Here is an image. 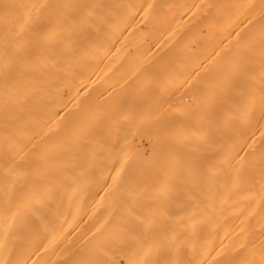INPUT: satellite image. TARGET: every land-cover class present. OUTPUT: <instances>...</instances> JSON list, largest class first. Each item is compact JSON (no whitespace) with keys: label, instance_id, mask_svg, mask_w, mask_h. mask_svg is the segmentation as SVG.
Here are the masks:
<instances>
[{"label":"bare ground","instance_id":"bare-ground-1","mask_svg":"<svg viewBox=\"0 0 264 264\" xmlns=\"http://www.w3.org/2000/svg\"><path fill=\"white\" fill-rule=\"evenodd\" d=\"M31 1L0 0V264H264V211H262L264 209V0H37V2L35 0V3L34 0ZM20 2L24 6H20ZM16 3H20L17 5L22 8L15 6L17 10H14L13 7ZM155 7L158 8L156 10H161L163 14L169 16L168 20L163 18L164 15L160 16L162 20L155 19L157 21H153L152 17L150 18L151 14L147 15V10H144L145 8L156 12ZM104 8L106 12L111 10L113 13H120V18L123 20V13L134 14V10L141 8L139 10L140 18L144 20L147 16L151 21L147 18L144 22L141 20L142 24H145V28H140L131 19L134 14L131 18L127 17L128 21L131 19L130 22L124 20L122 23L119 18L120 20L115 22V25L114 21L111 23L102 15ZM127 8H130V11L126 13ZM101 11L103 12L101 13ZM187 11L188 14L191 13L190 18L186 14ZM159 12L155 13L157 17L162 14ZM237 12L239 14L243 12V18L239 15L234 17V13ZM247 13L252 15L251 18L250 14L247 17ZM33 14L34 16H32ZM155 14L153 15L155 16ZM181 14L188 17L186 20H190L189 24L188 21H184L185 18ZM192 14L197 17L194 18ZM115 15L117 16L116 13ZM180 15L184 19H180L178 17ZM200 15L207 19L199 20ZM9 18L13 20L10 22ZM140 18H138L139 21ZM235 18L240 21L244 18L248 19H245L247 22L238 24ZM195 19H198L199 22H195ZM250 19H252L251 22H248ZM192 21L195 23L193 24ZM17 22L18 24H16ZM183 23H185L184 27L181 25ZM248 24H252L253 31L249 33L248 37L246 36L247 40L241 33L247 27L248 31H251ZM22 25L24 28H21ZM178 26V31L182 27L183 30L185 28L189 32L191 29V33H196L198 30L200 35L196 33L199 35L196 37L193 35L194 33H189V35L185 31L183 34L181 33L183 30L178 32ZM1 28L4 31L1 32ZM97 30L100 31V39H97L99 38ZM116 30L120 32L117 33ZM201 30L205 32V36L200 33ZM108 31H116L117 35L110 39L111 34L115 35V33L108 34ZM176 31L177 34H175ZM125 32L132 36V32L144 36L143 39H140L142 36L138 37L135 34L137 36L132 37L128 33L124 34ZM162 33H168L169 38L163 36ZM180 33L189 36V40L193 36L196 39L199 37L198 45L194 40V48L197 50L193 48L192 52H196H191L192 54L189 53V47L186 49L188 42L191 43L192 40L189 41L183 35L181 39L188 40L187 44L186 40L184 41L186 51L188 50L190 55L197 56L199 59L203 58L200 61H203L202 64H207L205 66L207 70L198 68V66H204L197 57L192 56L194 60L198 59V61L193 62L192 59L189 61V55H186L189 57L186 59L183 54L185 49L181 48L183 53L177 49L178 46L181 47V43L177 40V36H181ZM173 35L174 37H172ZM201 35L202 37H200ZM190 36L192 37L190 38ZM163 37L167 38V41ZM175 37L176 43H179L176 44L177 47L174 43ZM181 39L179 38L180 42ZM200 39L203 40L200 41ZM242 39L247 41L244 42ZM94 40L100 42V48L96 46L97 43ZM194 41L192 42L194 43ZM168 42H171L169 46H167ZM149 43L165 50L161 52L162 50L159 49L155 52V47V49L152 48L154 51L151 49L147 51ZM110 44L113 47L112 50H109L110 46H107ZM97 47L100 50L97 56L100 55L98 56L100 58H96L100 61L96 59V67L99 63L100 67L94 69V55ZM108 51L113 53L109 54ZM150 51H153L154 54L162 53L161 55L158 53L159 59H161L160 64L152 63L155 62L151 60L154 54H151ZM175 52H177V57H174V60ZM247 52L249 55L253 53L252 56L250 55L252 58L250 56L248 58ZM111 54L116 56L113 62L115 65L117 63L121 68L126 66L128 70L130 67L131 71L119 68L123 72L126 70L127 73L122 77L121 73L117 74L119 72L118 67L116 69L117 65L110 64L113 61V59L109 60L110 57L113 58ZM178 56L181 58L177 59ZM145 57V60L149 57L151 59L149 58L150 60L148 59L146 62ZM171 60L176 64H179L177 61L181 60L180 64L182 62L183 64L173 65ZM157 62L159 63V61ZM187 62L193 63L195 70L192 64L189 66ZM106 64L114 65L111 71H109L111 68ZM187 65L190 67V71L193 70L194 76H190V83L181 80L186 86L189 85L184 89L185 85L178 80L182 77H175L177 80H174L172 70L174 67L183 73L185 68L186 71H189ZM139 67L143 71L141 70L137 74L142 75L141 72H144L142 76L146 75L144 77L147 80L139 76V82L138 75H135V72L141 69ZM104 68L107 73L108 71L109 74L111 73V76L107 74L105 78V75H102L106 73ZM114 68L118 72L113 77ZM94 70L102 75L103 78L100 76L102 82H100L103 84L104 78L109 84L112 81H115L113 84H116L118 79L120 83L125 82V79L129 77L127 76L128 72L131 73L127 78V81L130 79L129 86L126 85L127 81L123 83L127 88L130 87L129 90L126 87L124 90V85L119 86L121 84L118 82L119 85H115L117 88L110 86L113 84H108V88L105 81L104 85L108 89L103 92L101 88L104 87H101L102 92L98 90L100 94L98 91L94 92L93 83L97 81H93V78L96 79V75L99 77L97 72V74L94 73ZM200 70L202 72L205 70L204 75H196V71L200 72ZM132 74L134 75L132 76ZM160 74L162 75L160 80L164 77L165 81L171 78L173 82H181L179 85H184V90L180 86H178L180 89L174 88L173 90L172 86V88L170 87L171 92H169L168 85V90L167 87L164 86L165 89L162 86L163 93L160 92L161 90L155 91L156 87L154 88V86L157 85L155 81ZM124 76H126L125 79ZM176 76L179 75L176 74ZM108 77H112V79H108ZM141 79L145 81L146 87L142 86ZM109 80L112 81L109 82ZM136 82L140 83L141 88H144H142L143 91L139 90L140 92H150L154 88L151 91H155V94L162 93L163 99L167 90L166 98L169 96L173 98H171L172 100L170 97L167 99L168 104L165 101L166 98L164 99L167 106L171 104H169V100L172 101V104L174 100L179 101L182 97L184 100L185 95L187 98V95L190 96L189 93L195 90L196 93L191 95L192 98L190 96V99L195 101L194 103L190 100L192 103H188L187 108V104L185 105V102L181 101L182 103L179 102V105L182 104V106H176L179 111L182 108L181 112L183 110L185 112L187 108L185 114L177 110L175 116L178 114L180 116L175 119L176 117L171 118L173 114L169 113L170 119L163 120V125L176 124V134L180 133L182 129H188L189 132H193L195 129L196 133L199 126L202 131L206 126L207 129L203 133L212 141V145L205 157L200 160L198 158L189 160L195 149V142L192 143L194 145L184 143L185 145L181 146V144L175 143L169 144L167 147L166 143L172 136H167L168 133L165 132L167 140L163 138L164 133L161 134L163 141H159L160 139L158 141L148 140L149 147L152 146V149L149 148V150L152 152L149 153L151 158L148 159V162L146 161L147 163L145 162L146 164L142 162L145 161L142 159L147 160L144 157V152L141 151L142 146L138 148L137 145L132 149L141 152V155L138 152L139 157L142 156L141 159L137 155L136 160L131 159L129 163L122 162L123 157L121 156L124 155L122 152L129 148L132 141L131 138H129L130 143L127 142L129 139L125 141L124 139L127 137L122 139L121 134L125 130L126 133L131 126L134 128L136 123L133 120L139 119L136 112L140 111V107L143 106L141 112L144 109L148 110V107L141 103V99L145 101L144 95H148L149 108L154 107L151 104H154L155 101L162 102L163 100L158 97V94L157 98L160 100L155 97L156 100L154 98L153 103L150 97L153 98L154 94L150 92V96L146 92L143 95L141 93L142 97L137 99L140 101L135 99L133 102L134 98L130 99L132 94L130 93V95L128 92L131 88L133 91L136 88L135 85L137 91L141 89ZM166 83L165 85H167ZM97 86L102 85L98 84ZM191 86L193 88L189 92ZM174 87H177L176 84ZM111 88V92L114 93H111L112 97L109 96ZM116 91L119 94L126 92L123 95L120 94L124 102H120L122 99L119 100L122 97H119V102H116L117 97L114 96H120ZM95 93L97 94L95 96L100 97L97 98V102H95ZM102 94L107 99L111 97V100L114 99L113 102L119 105L120 111L117 110V106H114L115 103L111 110L109 104L112 103L108 100L109 108L106 110L114 111L116 109L115 112L118 114L113 112L110 114L109 111L110 115L105 113L110 117L114 116L112 119L115 120H112L111 126L117 124L119 117V125L123 124L125 120L130 121L129 124L135 123L134 125L130 124V128L128 123H124L123 125H127V128L125 126L123 132L121 131L123 125L117 124L115 128L113 127L116 130L120 128V132H115L117 135V132H122L118 137L113 135L114 131L112 137L115 138H109L106 133L111 128L109 126L111 119L109 121L108 118L104 119L108 121L109 125L104 124L109 128L103 124L104 127L100 122L102 130H99L101 129L97 127L99 124H94L93 115L96 113L93 112V109L100 113L104 110L102 96H100ZM125 94L130 99L129 104L127 103L129 99L127 97L124 99ZM174 95L176 99H174ZM137 96L139 98L140 95L137 93ZM193 96L195 97L193 98ZM200 100L203 106L197 103ZM162 103H159L161 106H156L157 110L167 108L165 103H163L164 107ZM172 104L171 106H173ZM198 106H201V111ZM205 106L208 108L206 109ZM124 108H129L131 114L126 115L123 113L124 111L120 113ZM203 110L206 113L210 111L205 116L209 122L203 120ZM133 111L138 117L135 118ZM164 112L167 111L164 110ZM100 113H97V116ZM159 114L163 118L160 115L158 118L165 119L168 113L165 115L160 112ZM123 115L127 117H123ZM138 119L135 120L137 123ZM161 119L159 120L161 121ZM97 121L99 122V120ZM143 122L141 121V123ZM203 123L205 125L202 126ZM174 125L171 129L174 128ZM253 125L257 127L259 135L255 134L253 139L257 142L260 141L258 139L260 137L263 148L259 152V149L257 150L262 156V160L259 161L261 163L257 165L258 162H254L251 167L252 164L248 163L250 161L247 162V159H250L249 155L254 154L256 147L261 148V144L257 146L258 142L257 145H254L255 142L251 141L252 138L249 139L250 141L246 140L254 133L251 128ZM97 128L99 129L97 130ZM133 128L129 131L132 132ZM250 129L252 133L250 132L251 134L248 135L249 132L246 133V131H250ZM95 131L99 133L98 137ZM102 131L106 134L101 136ZM175 131L172 132L175 133ZM188 136L190 139L191 135ZM181 141L180 143H182ZM241 141L246 143L247 149L245 150L253 149V153H245V150L240 148V145L244 144ZM137 142L139 140H136ZM242 145L241 147L245 144ZM180 149L191 151V155L189 156V152L186 151L187 158L185 152ZM213 153L217 154H215L216 157ZM211 154L215 158L219 155L218 161L223 156L227 163L221 161L222 165L225 164L224 167L230 172L235 170L233 172L236 174L235 172L241 169V172L238 171L236 175L224 172L226 175L223 176L224 173L220 167L216 171L211 167L209 171H205L206 173L215 171L211 173L210 177L208 176L209 179L215 176L217 178L213 179L217 180L221 175L220 185L224 184L223 187L225 186L224 190H221L220 187H223L216 185L218 181L215 185H211L210 187L217 186L216 191L219 189L224 191L220 194H211L212 196L206 193V185L211 184L209 181L207 183L208 177L206 179L204 175V179L202 178L204 173H201L200 176L198 172H195L196 167L198 169L202 163L206 164L209 161ZM243 156L248 157L244 159L247 165H250L246 167V171L245 163L241 162ZM253 156V161H256V156ZM232 157H235L236 161ZM138 159L141 162L137 161ZM226 159L232 160L233 164L229 165L231 163ZM132 160L135 161L132 162ZM139 162L145 165H141ZM239 162L244 166H239ZM210 163L208 165H214V167L219 164L217 162L212 165V161ZM224 167L223 169H225ZM117 171L118 177L114 175ZM225 176L229 177V180L232 178L233 184ZM223 177L227 179L225 182L222 181ZM201 181L206 182L201 183ZM226 188L227 190H225ZM211 191H213L212 193L216 192L210 189ZM250 222L253 223V227ZM254 227L257 230L255 233ZM222 229L227 232L226 237L221 240L215 239V234ZM256 259L262 261L257 260L256 262Z\"/></svg>","mask_w":264,"mask_h":264},{"label":"rangeland","instance_id":"rangeland-1","mask_svg":"<svg viewBox=\"0 0 264 264\" xmlns=\"http://www.w3.org/2000/svg\"><path fill=\"white\" fill-rule=\"evenodd\" d=\"M26 1H27V0H26ZM29 1H31V0H29ZM32 1H33V0H32ZM32 1H31V2H32ZM21 2L23 3V1H21ZM21 2H20V3H21ZM36 2H37V0H36ZM20 3H16V5H14L13 9L15 10L16 7H17ZM22 3L20 4V6L22 5ZM26 3H27V2H26ZM34 3H35V0H34ZM17 4H18V5H17ZM23 4L25 5V3H23ZM27 4H28V3H27ZM29 4H30V2H29ZM24 5H22V6H24ZM15 6H16V7H15ZM18 8H20V7L18 6ZM21 8H22V7H21ZM21 8H20V9H21ZM13 9H12V10H13ZM151 9H152V8H151ZM153 9H154V8H153ZM156 9H158V8L155 7V10H156ZM16 10H17V9H16ZM23 10H24V9H23ZM102 10H103V9H102ZM139 10H141V8H140ZM139 10H137V9L134 10V14H135V15H134V14H132V13L129 12V11H130V8H127L126 13H127V12H129V13H127V14L123 13L124 16H122V18L124 17V20H125V21H126V20L128 21L129 18L127 19V17H130V18H131L133 15H134V17H135L136 15H138V16H136L137 19H136V17H135V18L132 17L131 19H133V20L135 21V23H137L138 26H139L140 28H145V24H142V21H143V22L146 21V20H145L146 18H147V20H149V21H151V19H149V17H147V16L145 15L146 18H145L144 20H142V18H140V17H141V16H140V15H141V12H139ZM144 10H147V15H150V14H151L150 18L152 17V20H153V21H157L158 19H160V16L162 17V16L165 15V17H163L164 19H167V18L169 17V16H167L166 14H163V12H161V10H156V12H155L154 10H148V9H145V8H144ZM103 11H104V13H106V14L102 13ZM103 11H101V13H102V15L105 16V19L110 20L111 23H112V21H114L113 23H114L115 25H116L115 22H117V21H119V20L121 19V18H120V17H121V14H120V13H117V12H114V13H113L111 10H110L111 13L109 12V10H108V12H106L105 8H104ZM142 11H143V10H142ZM148 11H149L150 13H149ZM158 11H160L159 13H162L163 15H162V14L159 15V13H158L159 16L157 17V15H156L155 13H157ZM131 12H132V11H131ZM189 12H190V11H189ZM197 12H198V11H197ZM197 12H196V13H197ZM206 12H207V11H206ZM206 12H205V13H206ZM238 12H239V11H238ZM238 12H237V13H234V17L237 16V15H239V17H241L243 12L246 13L245 11H243V12L240 13V14H239ZM108 13H109V14H113V15L110 16ZM115 13L117 14L118 17H117L116 15L114 16ZM184 13H185V12H184ZM199 13H200V12H199ZM209 13H210V12L208 11V14H209ZM118 14H119L120 16H119ZM130 14H132V15H130ZM153 14H155V16H154ZM182 14H183V13H182ZM182 14H181V15H182ZM186 14H188V11L186 12ZM186 14H184V15H186ZM193 14H194V12H193ZM193 14H192V15H193ZM211 14H212V13H211ZM247 14H248V13H247ZM247 14H245V15H247ZM249 14H250V13H249ZM249 14L247 15V17L249 16ZM102 15H101V16H102ZM142 15H144V14H142ZM181 15L178 16L180 19L184 17L183 15H182L183 17H181ZM189 15L191 16V13L188 14L187 16L189 17ZM201 15H203V14H201ZM201 15H200V17H201ZM205 15H206V14H205ZM209 15H210V14H209ZM209 15H208V16H209ZM212 15H213V14H212ZM32 16H34V14H33ZM36 16H37V15H36ZM106 16H107V18H106ZM108 16H110V17H109L110 19L108 18ZM187 16H186V17H187ZM198 16H199V15H198ZM251 16H252V15L250 14L249 17L251 18ZM30 17H31V15H30ZM111 17H112V19H111ZM125 17H126V18H125ZM155 17H156V18H155ZM186 17H184V18H185L184 21H188V20H186ZM188 17H187V18H188ZM193 17L196 18L197 16L195 17V15H193ZM200 17L198 18L199 20L203 18V17H201V18H200ZM206 17H207V16H206ZM239 17H237V18H239ZM27 18H28V17H27ZM33 18H34V17H33ZM33 18H32V19H33ZM119 18H120V19H119ZM138 18H140V21H141V20H142V21L140 22ZM184 18H183V19H184ZM189 18H190V17H189ZM209 18H211V17H209ZM209 18H208V19H209ZM237 18H235V21H236L238 24H240V23H242V22H247L246 20L248 19V18H247V19L244 18L242 21H240V20H237ZM242 18H243V16H242ZM10 19H11V20H10ZM113 19H114V20H113ZM131 19H130V20H131ZM135 19H136V20H135ZM155 19H157V20H155ZM198 19H197V20H198ZM204 19H207V18H203V21H205ZM240 19H241V18H240ZM245 19H246V20H245ZM9 20H10V22H11L13 19H12V18H9ZM108 20H107V21H108ZM124 20L121 19L120 21L122 22V21H124ZM130 20H129L128 22H130ZM133 20H132V22H133ZM160 20H162V19H160ZM167 20H168V19H167ZM197 20L195 19V22H199V21H197ZM244 20H245V21H244ZM251 20H252V19L248 20V22H249V21L251 22ZM25 21H26V20H25ZM189 21H190V20H189ZM189 21H188V24L190 23ZM193 21H194V19H193ZM193 21H192V23H193ZM235 21H234V22H235ZM195 22H194V23H195ZM22 23L24 24V22H22ZM22 23H21V24H22ZM111 23H110V24H111ZM122 23H123V22H122ZM133 23H134V22H133ZM181 23H182V20H181ZM185 23H187V22H185ZM185 23H183V24H181V25H183V27H184V24H185ZM194 23H193V24H194ZM16 24H18V22H17ZM114 24H112V25L114 26ZM188 24H187V25H188ZM14 25H15V24H14ZM117 25H118V24H117ZM122 25H123V24H122ZM141 25H142V26H141ZM178 25L180 26V24H178ZM248 25H249V24H248ZM251 25H252V24H251ZM251 25H249L251 31H248V27H247V29L244 30V31L241 33V34H244V35H245V36H244L245 38H247V37L249 36V33L253 31V29H251V27H252ZM179 26H178V28H177V31H178V29H179ZM190 26H191V24L189 25V27H190ZM16 27H17V26H16ZM111 27H112V26H111ZM21 28H24V25H22ZM190 28H191V27H190ZM188 29H189V28H188ZM181 30H183L182 27H181V29H180L179 31H181ZM189 30H190V32L187 31V29L185 30V28H184L183 32H181V33L184 34V31H185V33H188V34H189V33L192 32L191 29H189ZM2 31H4L3 28H1V32H2ZM104 31H105V29H104ZM116 31H117V30H116ZM116 31H115V32H114V31H113V32H109V31H108V34H111V33L114 34V33H115V35H112V34H111V36L109 35V36H110V39H112L114 36L117 35V34H116ZM118 31H119V30H118ZM118 31H117V33H118ZM177 31H176V33H175V32H174V33L177 34ZM179 31H178V32H179ZM97 32L99 33L100 31L97 30ZM119 32H120V31H119ZM162 32H163V31H162ZM198 32H199V31L197 30L196 33L199 34ZM244 32H245L246 34H245ZM95 33H96V31H95ZM126 33H128V32H125L124 34H126ZM181 33H180L179 35H181ZM193 33H194V32H193ZM193 33H191V34H193ZM196 33H194L193 35H194V36L196 35V37L200 35V34L197 35ZM200 33H202L203 36H205V35H204L205 32H204L203 30H201ZM128 34L130 35V33H128ZM128 34H127V35H128ZM131 34H133V36L130 35V36H132V37H136L137 35H138V37L142 36L140 39H143V36H144V35H141V34H139V33L137 34V33H134V32H132ZM135 34H137V35H135ZM160 34H161V32H160ZM172 34H173V33H172ZM172 34H170V35H172ZM183 34H182V35H183ZM188 34H187V35H188ZM96 35H97V34H96ZM100 35H101L100 33H99V35H97L99 38H97L96 36H95V37H96L97 39H100ZM158 35H159V34H158ZM162 35L168 37V33H165V34L162 33ZM162 35H160V36H162ZM182 35H181L180 37L177 36V38H178V39H177L178 42L181 43V44H180V45H181L180 48H179V46L177 47V45H176V44L178 43V42L176 43V40H175L176 37L174 38V41H175V42L173 41V42L175 43V47H177L178 50H179V49L181 50V48H182V50H184L185 47H186L185 44H184V41L186 40L185 43L187 44V42H188V40H189V39H188L189 36H186V34H185V36H184V35H183V36H184L185 38H187L188 40H187V39L182 40V39H183V38L181 39ZM189 35H190V34H189ZM193 35H192V36H193ZM192 36H190V38H191ZM194 36L191 38V40H192V41L196 40V41H197V44H196V45H198V43H199V39H198V38H199V37L197 38V39H198V40H197L196 37H194ZM241 36H243V35H241ZM246 36H247V37H246ZM111 37H112V38H111ZM170 37H171V36H170ZM172 37H174V35H173ZM200 37H202V35H201ZM168 38H169V37H168ZM179 38L181 39V42L179 41ZM193 38H194V39H193ZM163 39L166 40L167 38L165 39V38L163 37ZM170 39L172 40V38H170ZM170 39H169V40H170ZM171 40H170V41H171ZM191 40H189V41H191ZM202 40H203V39H200V41H202ZM242 40H243V39H242ZM247 40H248V38H247ZM247 40H245V41H247ZM94 41H95V40H94ZM166 41H167V40H166ZM182 41H183V43H182ZM192 41H191V43L188 42V46L186 47V49H187L188 47H189L190 49L192 48L191 51H190V49H189V53H190V54H192L193 52H194V53L196 52V51H193V52H192L193 48L195 47V46H194V45H195V41H194V43H193ZM243 41H244V40H243ZM245 41H244V42H245ZM95 42L97 43L96 46L99 47L100 42H98V40L95 41ZM95 42H94V43H95ZM170 43H171V42H168V45H167V44H166V45L169 46ZM179 43H178V44H179ZM192 43H193V44H192ZM108 44H109V43H108ZM172 44H173V43H172ZM182 44H184V45H183L184 47H182ZM190 44H191V45H190ZM240 44H242V43L240 42ZM245 44H246V43H245ZM166 45H165V46H166ZM107 46H110V47H111V44H110V45H107ZM240 46H241V45H240ZM98 47H97V50H99ZM110 47H108L109 50H112L113 47H111V49H110ZM155 47H156V46H155L154 44L149 43V44H148V49H147V51H149L150 49L153 50V49H155ZM99 48H100V47H99ZM152 48H153V49H152ZM159 49H160V48L156 47L155 52H156L157 50H159ZM174 49L177 50L176 48H174ZM186 49H185V52H187L186 54H185V52L183 53V51L181 50L182 53H183L185 56H186V55H189L190 58H189L188 56H186V59L189 58V61H191L190 59H192L193 62H195L196 60L198 61L199 58L196 56L198 59H195V60H194V59L192 58V56H193V57H195V56H194V55H190V54L188 53V50L186 51ZM194 49L197 50V48H194ZM95 50H96V49H95ZM97 50L95 51V55H94V62H95V63H94V66H95V67H96V65H97V62H96V61H97V60L100 61V59H97V58H100V57H98V56H100V55L97 56V54L100 53V50H99V51H97ZM161 50H162V51H161ZM163 50H165V49H164V48L160 49L161 52H163ZM178 50H177V51H178ZM153 51H154V50H153ZM153 51H152V52L150 51L151 54H154ZM181 51H180V52H181ZM252 51H253V50H252ZM252 51H250V52H252ZM108 52H109V51H108ZM110 52H111V51H110ZM110 52H109V54H110ZM161 52H157V53H155L152 57H151L150 54H149V56H150L152 59H151L150 57H149V58H150L152 61H153V60L155 61V62H152V61H151L152 63H156L157 65L161 63V59H159V58H160V55L162 54ZM191 52H192V53H191ZM111 53H113V52H111ZM158 53H160V55H159ZM176 53H177V52H175V53H174L175 56H173V59H174V60H175V58L177 57V56H176ZM241 53H242V52H241ZM245 53H246V50H245ZM247 53H248V54H246V55L248 56V58H250V57L252 56L251 54H253V53H250V55H251V56H250V55H249V52H247ZM114 54H115V53H114ZM114 54H113V56H112V54H111V56H112L113 58H111V57L109 56V57L111 58V59L109 58L110 61L113 59L112 62L109 61L110 64L113 63V62H114V59L116 58V56H114ZM146 54L148 55V53H146ZM146 54H145V55H146ZM157 54H158V56H156ZM242 54H243V53H242ZM147 55H146V56H147ZM240 55H241V54H240ZM246 55H245V57H246ZM249 56H250V57H249ZM96 57H97V58H96ZM174 57H175V58H174ZM196 57H195V58H196ZM240 57H241V59H243V58H242V55H241ZM243 57H244V56H243ZM149 58H147V60H145V59H146V57H145L144 60H145L146 62H148V59H149ZM179 58H181V56H178L177 59H179ZM248 58L246 57V59H248ZM251 58H252V57H251ZM254 58H255V57H254ZM96 59H97V60H96ZM150 59H149V60H150ZM201 59H203V58H201ZM201 59H199V61H200ZM205 59H206V58H205ZM156 60L159 61V63H158ZM181 60H182V59H181ZM181 60H180V61H181ZM115 61H116V60H115ZM172 61H173V60H171V62H172ZM180 61H177V62H179V64H176L175 61L172 62V63H173V65H181V64H183L184 61L182 60L183 62H182L181 64H180ZM187 61H188V60H187ZM109 62H108V63H109ZM116 62H117V61H116ZM149 62H150V61H149ZM200 62H201V61H200ZM200 62L198 63L199 65H200ZM202 62H203V61H202ZM202 62H201V64H202ZM204 62H206V61H204ZM108 63H107V64H108ZM144 63H145V62H144ZM187 63H188V62H187ZM196 63H197V62H196ZM107 64H106V65H107ZM110 64L107 65L108 67L111 68V69L108 68V69H110L109 71L112 70V67L115 65V63H113L114 65H112V66H110ZM168 64H169V63H168ZM188 64H189V66H190V64H192L193 67L195 66V65H193V63H191V62H189ZM198 64H196V65H198ZM204 64H205V65H204ZM116 65H117V63H116ZM116 65H115V66H116ZM152 65H154V64H152ZM202 65H203L204 67H200V66H198V68H203V69H204L205 66H207L206 63H203ZM107 66L105 67L106 69H107ZM127 66H128V65H127ZM155 66H156V65H155ZM164 66H165V64L163 65V67H164ZM95 67H94V69H97V68L99 69V67H100V63H99V65H98L96 68H95ZM117 67H118V65L116 66V69H117ZM170 67H171V65H170ZM196 67H197V66H196ZM105 68H104V72L107 71V70H105ZM119 68H120V69H122V68H124V69L126 68V69H127L126 66H125V67H122V68H121V67H118V70H119ZM128 68H129L130 70L127 69V71L130 72V71H131V68H130V67H128ZM139 68H141V67H139ZM139 68H138V69H139ZM187 68H188L187 70L190 69V67H188V65H187ZM198 68H197V69H198ZM114 69H115V68H114ZM116 69H115V73H113V77H114V75L116 76V73L118 72V71H116ZM193 69L195 70V67H194ZM203 69H202V70H203ZM205 69H206V68H205ZM100 70H102V69H100ZM122 70H123V69H122ZM141 70H142V68L139 69L138 71H136V72H135L136 74L134 73L135 75H138V76H137L138 78H139V76H140V78H141V76L144 74V72H141L142 75L137 74V73H139V71H141ZM206 70H207V69H206ZM98 71H99V70H98ZM102 71H103V70H102ZM109 71H108V73L106 72V73H104V74H102V75H105L104 77L106 78V77H107V74H108V76L111 74V73L109 74ZM120 71H121V70H119V72H118L117 74L121 73V77H122L123 75H126L125 73H127L126 70H124V72H123V71L120 72ZM142 71H143V70H142ZM96 72H97V71H96ZM96 72H95V70H94V73H96ZM129 72H128V75H127V76L130 77L131 73L129 74ZM175 72H176V73H175ZM198 72H199V71H198ZM198 72L196 71V73H197L196 75L201 76V75H204L205 70H204L203 72H202L201 70H200L199 73H198ZM97 73H98V76H99V77H100V76L102 77V75L99 74V72H97ZM97 73H96V74H97ZM101 73H102V72H101ZM123 73H124V74H123ZM132 73H133V72H132ZM174 73H175V74H174ZM189 73H191V74H190V75H187V74H189ZM134 74H132V76H133ZM176 74L179 75V76H176ZM119 75H120V74H119ZM185 75H186V76H185ZM110 76H111V75H110ZM117 76H118V75H117ZM132 76H131V78H132ZM144 76H146V75H144ZM144 76H142V78H143ZM161 76H162V75L160 74V76L157 77L158 79H156V81H155V84L158 85V86H157V85L154 84V85H155L154 88H155V87L157 88V89L155 88V91H159V90H161V89H162V86H163V87H164V86L167 87V86L169 85V92H171L170 89L172 88V86H173V90H174V88L177 89V90L180 89L178 86L181 85V84H180L181 82H183V84L185 85V87H184V85H183V86H180V87H182V90H184L187 86H189L188 84H187V86H186L185 83H188V82L190 83V81H191L190 78L193 77L194 74H193V70H191V71H190V70H189V71H186V68H185V72L181 73L179 70L177 71V69L173 67V70H172V76H174L173 79H174V80H177L175 77H178V78H179V77H182V78H179L178 80H179V81H181V80H184V81H185V83H184V81H181L180 83H178V81H177L178 84L176 83V81L173 82V79H171V78H170V80L168 79V81H165V80H164L165 78L162 77V79L160 80L159 78H161ZM172 76H171V77H172ZM190 76H191V77H190ZM94 77H95V76H94ZM99 77H97V75H96V79L93 78V81L95 80V82H96V81L98 82ZM101 77H100L99 82H100L101 79L103 78V77H102V78H101ZM129 77H127V78H129ZM135 77H136V76H135ZM137 77H136V79L138 80ZM105 78L103 79L104 84H105V81H106ZM110 78L112 79V77H108V79H110ZM115 78H117V77H115ZM119 78H120V76H119ZM125 78H126V76H124V79H125ZM127 78L125 79V82L127 81ZM133 78H134V77H133ZM140 78H139V82H140ZM117 79H118V78H117ZM143 79H144V80H147V78H145V77H144ZM118 80H119V79H118ZM118 80H116V81L118 82ZM129 80H130V79H129ZM129 80H128V81H129ZM141 80H142V79H141ZM111 81H112V80H109V82H111ZM120 81H121V80H120ZM128 81H127V83H128ZM187 81H188V82H187ZM97 82H96V83H93V84H94V87H95V88L97 87L96 89L94 88V92H96V91H98V90H100L101 92H102V90H103V92H104L105 90H107V89L109 88V86H108L109 83H107V81H106V84H105V85H107L108 88H106L107 86H105L103 83H101L102 81H101L100 83L98 82V84H100V85H102V86H97V85H98ZM117 82H116V84H113V83H115V81H114V82L112 81V83H110V84H113V85H110V84H109V85H110L111 87H113V86H115V85H117V84L119 83V84H121V85L118 84L119 86L124 85V86H123V89H124V90H125L126 85L129 86V83H128V84L126 83V85H125V84H123V83H125V82H123V81H122V83H120V82L117 83ZM166 82H168V83H166ZM136 83H137V82H136ZM158 83H159V84H158ZM161 83H162V85H161ZM165 83H166L167 85H165ZM95 84H96V85H95ZM141 84H142V86H144V85H145V81L142 80V81H141ZM175 84H176V86H177L178 88H177V87H174ZM179 84H180V85H179ZM130 85H131V84H130ZM137 85H138V87H139L140 83H139V84L137 83ZM159 85H160L161 87H160ZM101 87H104V88H106V89L101 88ZM115 87H116V86H115ZM132 87H133V85H132ZM135 87L137 88L136 85H135ZM144 87H146V85H145ZM165 87H164V88H165ZM170 87H171V88H170ZM183 87H184V89H183ZM100 88H101L102 90H101ZM113 88H114V87H113ZM116 88H117V87H116ZM119 88H121V87H119ZM126 88H127V87H126ZM128 88H130V87H128ZM128 88H127V89H128ZM136 88H134L133 91L131 90V89H132V88H131L130 91L128 92L129 94H130V93L132 94V95L130 94V95H131V98H130V99L134 98V101H133V102H135V99L137 100V99H140V98L142 97V96H141V93H142V95H143V94L146 93V92H147L149 95H150L151 93L154 94V97L152 96L153 98L150 97V100H151L153 103H154V98H155V97L157 98V95H158V94H159L158 97H160V99L163 97V94H162L163 91H162V90H164V88L160 91V92H162V93H160V92L158 93V92H157V94L154 93L155 91H154V92L151 91V90H154V88L150 90L151 93L148 92V91H146V92L144 91V93H143L142 91H143L144 88L142 87V88H143V89H142V88H141V85H140V88H141V89H138V91H137ZM158 88H159V89H158ZM192 88H193V87L191 86V87H190L191 90L189 89L190 91H189V90H188V91L191 92V91H192ZM127 89H126V90H127ZM135 89H136L137 92L135 91ZM165 89H166V88H165ZM117 90H118V89H117ZM119 90H121V89H119ZM128 90H129V89H128ZM139 90H142V91L140 92ZM167 90H168V87H167ZM167 90H166V93L168 94V91H167ZM193 90H194V89H193ZM109 91H110L109 94L113 93V92H111V91H112V88H111ZM175 91H176V90H175ZM116 92H117V91H116ZM116 92H115V94H116ZM119 92H123V91H119ZM133 92L136 93V94L134 95ZM139 92H140V93H139ZM164 92H165V91H164ZM179 92H182V91L179 90ZM186 92H187V91H186ZM186 92H185V94H186ZM96 93H97V92H96ZM96 93L94 94V97H95V99H96L95 102H97L98 99L100 98V97L95 96V95H97ZM124 93H126V92H123V93H120V94L123 95ZM128 93H127V95H129ZM137 93H138V95H140L139 98H137V97H138V96H137ZM166 93H164V94L166 95V96H164L165 98L167 97V94H166ZM182 93H183V92H182ZM193 93H194V94L196 93L195 90H194V92L192 91L191 93H189V95H190V94L192 95ZM98 94H100L99 91H98ZM107 94H108V91H107ZM109 94H108V95H109ZM113 94H114V93H113ZM118 94H119V93L117 92V95H118ZM120 94H119V95H120ZM180 94H181V93H180ZM185 94H184V95H185ZM105 95H106V92H105ZM105 95H104V96H103V94L100 95V96H102V99H101V100H103L102 102H103V107H104V110H105V112H103L104 110H103V111L101 110V111L103 112V115H102V112H101V113H100V111L98 112V110H97V108H96V107L98 106V103H99V102L96 103L97 106L94 105V106H96L95 109L97 110V112H95V110L93 109V112L96 113V115H93V116H94L93 119H94V124H96V123L99 124V125H97V127H100V122L102 123L101 125H103L104 123L107 124V125H109V124H108L109 119H111V120L109 121V123H110L109 126H111V125L113 124V121H114L115 119H112V117H114V116H111V117H110L109 115L112 114V112H113L114 114H115V113L117 114V112H115V111H116L115 107H114L115 110H114V111H111V110L113 109V107H112V106L114 105L113 103H115V102H113L114 99L111 100V99H112V98H111V97H112V94L109 95V96H111V97H109V96L107 95V97H109V99H107ZM181 95H183V94H181ZM191 95H190V96H191ZM98 96H99V95H98ZM132 96H134V97H132ZM135 96H136V97H135ZM144 96H145V101H144V99H141V100H142L141 103H142L143 105H145L146 107H148V110L145 111V109H144V111L141 112V110L143 109V106H142V104H141L142 107H140V109H139V110H140L139 112H141L140 115H139V112H138V111L136 112V113L138 114V116H139V119L136 118L137 115H136V113H134V111H135L136 109L133 111L135 118L138 119L139 121H138V123H137V122L135 121L136 119L133 120V121L136 123V124L134 123L135 125H134L133 123H130L131 125H132V124L134 125V128L131 126V128H133L132 132H130V131H131V130H130L131 128H130V126H129V125H130V124H129L130 121H129V122L126 121L125 118H124V119L122 118L123 120L126 121V122L123 121V124H124V123H125V124L128 123L127 125H128L129 128H130V129H129L130 131L127 130V132H128V133L126 132L127 134L125 133V131H126V130H125V126H126V128H127V125L120 124V125H123V126H124V127H122V128H124V129L121 128V131H122V130H123V131L125 130L123 134H121L123 131H122L121 133H119V132H120V131H119L120 128H119V130L113 129V127L115 128L117 124L119 125V119H120V117H119V119H118V122L116 121L117 124L115 123V124H116L115 126H111L112 130H111V128H109V126H106V125L104 124L107 128L110 129V130L106 129V130H108L106 133L109 135V138L112 137L113 131H114V134H113V135H114L115 137H116V135H117V134L115 133L116 131H119V132H117V133H118L117 137H118L120 134H121L122 139H123V137H124V138L127 137L126 139H124L125 141H127L129 138H131V141H132L133 144L130 143V142H131L130 139L127 141V142L130 143V145H129V148H126V151H123V152H122V155H123V153H124V155L121 156V157H123V159H121L122 162H124V161H126V163L131 162V159H135V158L137 157V155H138V157H139L138 152H139L140 155H141V152H140V151L137 150V152H136L134 149H132V147H134L135 145H137L138 148H139L140 146H142V148L140 147V148H141V151L144 152V157L147 158V160H146V159H142V160H145V161H142V162H144V163H145L146 161L148 162V161H149L148 159L151 158V156H149V153L152 152L151 150H149V148L152 149V146L150 145V147H149V144H150V143L148 144V140H150V141H156V140H157V141H158V139H160L159 141H163L162 138H161V136H162L161 134L164 133V134H163V138L166 139V134H165V132L168 133L167 136H170V135L172 136V138H170V140L168 139V143H166V144H167V145H166L167 147H168L169 144L179 143V145L181 144V146H184L185 144L187 145V144H189V143L192 144V143L195 142V145L192 144V145L195 146L194 151H192V155H191V151H187V150H183V149H182V150L185 152V153H184L185 155H186V151H187V152H189V156H190V155L193 156L192 158H191V156H190V159H189V160H191V159H192V160H193V159L196 160L197 158H198V160H200L202 157H205V156L209 153V151H210V149H211L210 146L212 145V141H211L210 139H208V138L204 135L205 133H203V132H205V130L207 129L206 126H204L205 129L203 128V131L200 130V126H199V127H198L199 130L196 128V129H197V132L195 133V129H194L193 132L190 131L191 134H190V132H189L188 129H182V130H181L182 133L180 132L181 135H180V133H177V134H178V135H177V134H176V131H175V130H176V128H175V125H176V124H175V125L172 124L171 126L168 125L169 127H168L166 124L163 125V120H168V118L170 117V114H171V115L173 114V115H172L173 117H171V118L176 117L175 119H177V117L180 116L179 114H178L177 116H175V114L177 113V110L179 109V108H178V109H176V108H177L178 106H180V105H179V104H180L179 102H181V101H182V102H185V103H184L185 105L187 104L186 107L188 106V103H190L191 101L193 102V99H190V96L187 95V98H186V95H185V96H184V100L182 99L183 97L181 98L182 100H181V99H180L179 101L174 100L173 104H172V101H171L173 98H172V96H169L170 99L172 98L171 100H169V104L171 103L173 106H171V104H170L169 106H167L166 103H165V101L167 102V99H169V97L166 98V99L164 98L165 101H164V99L162 98V99H163L162 102L164 101L163 103H165V105L167 106V108L164 107V104H163L162 102H159V101H158L160 104L162 103V104H163V107H164V108L162 107L163 109L160 108V110H157V107H156V106H161L157 101H155V103H154L155 105H154V104H151V105L154 106V107L149 108L150 105H148V103H147L148 100H149L148 95L146 94V95H144ZM144 96H143V97H144ZM146 96H147V97H146ZM150 96H151V95H150ZM161 96H162V97H161ZM103 97H104V98H103ZM114 97H117V101H116V102H119L120 99L123 100V97H122L121 95H120V96H114ZM114 97H113V98H114ZM119 97H122V98H119ZM125 97H127L126 94H125V96H124V99H125ZM174 97H175V95H174ZM194 97H195V96H193V98H194ZM97 98H98V99H97ZM118 98H119V100H118ZM127 98L129 99V97H127ZM127 98H126V100H125L126 102H127ZM156 98H155V100H156ZM191 98H192V96H191ZM105 99L107 100L106 103H105ZM130 99H129L128 102H127L128 104H129ZM147 99H148V100H147ZM157 99L160 100L159 98H157ZM174 99H176V97H175ZM178 99H179V98H178ZM195 99H196V98H195ZM201 99H203V98H201ZM108 100H109V102L112 103V104H109ZM110 100H111V101H110ZM122 100H121L120 102H124V100H123V101H122ZM132 100H133V99H132ZM146 100H147V101H146ZM190 100H191V101H190ZM196 100H197V99H196ZM137 101H140V100H137ZM186 101H187V102H186ZM188 101H189V102H188ZM100 102H101V101H100ZM131 102H132V101H131ZM143 102H144V103H143ZM182 102H181V103H182ZM192 102H191V103H192ZM194 102H195V101H194ZM194 102H193V103H194ZM145 103H147V104H145ZM150 103H151V102H150ZM197 103L202 104V103H201V100H200V101H197ZM94 104H95V103H94ZM104 104H105V105H104ZM107 104H109L111 108H109V107H108L109 105L107 106ZM115 104H116V103H115ZM117 104H118V103H117ZM117 104L114 105V106H117V110H119V109H118V106H119V105H117ZM167 104H168V102H167ZM184 104H183V106L185 107ZM99 105H100V104H99ZM120 105H121V103H120ZM105 106H107V107H105ZM145 106H144V107H145ZM176 106H177V107H176ZM181 106H182V104H181ZM181 106H180V107H181ZM189 106H190V104H189ZM202 106H203V104H202ZM101 107H102V106H101ZM101 107H98V108H101ZM103 107H102L101 109H103ZM146 107H145V108H146ZM170 107H172L173 109H171ZM184 107H183V109L186 108V107H185V108H184ZM198 107H199V106H198ZM200 107H201V106H200ZM200 107H199V108H200ZM93 108H94V107H93ZM107 108L111 109V110H108L110 114H109L108 111L106 110ZM158 108H159V107H158ZM169 108H170V109H169ZM187 108H188V107H187ZM187 108L185 109L186 111H187ZM189 108H190V107H189ZM205 108L207 109L208 107L205 106ZM128 109H129V108H127V109H125V108H124V109H121V112H120V113H122V112L124 111L123 113L126 114V115H128V114L130 113V112H129L130 109H129V110H128ZM133 109H134V108H133ZM175 109H176V110H175ZM99 110H100V109H99ZM126 110H127V111H126ZM161 110H162V111H161ZM164 110L167 111V112H164ZM174 110H175V113H174ZM181 110H182V108L180 109V111L178 110V112H181ZM201 110H202V109L200 108V111H201ZM119 111H120V110H119ZM125 111H126V112H125ZM186 111H185V112H186ZM127 112H128V113H127ZM160 112H161V114H162V112H163L165 115H166L167 113H168V114L170 113V114H169V115L167 114L166 117H165V115H164L165 119H161V118H163V116L159 114ZM185 112H184V110H183L181 113H182V114H185ZM203 112H204V114H203ZM203 112H202V114L204 115L203 120L209 122V120L205 119V116H207V115L210 113V111H209L208 113H206V112L203 110ZM97 113H100V114H98V116H97ZM105 113H107V114H109V115H106ZM130 114H131V113H130ZM153 114H154V116H153ZM157 114H158V115H157ZM99 115H101L102 117L100 118ZM117 115H118V114H117ZM119 115H120V114H119ZM132 115H133V114H132ZM132 115H131V116H132ZM159 115L161 116V118H158ZM95 116H97V117L95 118ZM103 116H105V117H103ZM134 116H132V117H134ZM138 116H137V117H138ZM160 116H159V117H160ZM168 116H169V117H168ZM98 117H99V118H98ZM116 117H118V116H116ZM123 117H127V116L123 115ZM107 118H108V121H106ZM128 118H130V117H128ZM154 118H155V119H154ZM104 119H106V120H104ZM122 119H121V120H122ZM126 119H127V118H126ZM159 119H161L162 122H161ZM169 119H170V118H169ZM97 120H99V122H98ZM112 120H113V121H112ZM116 120H117V119H116ZM128 120H129V119H128ZM96 121H97V122H96ZM111 121H112V122H111ZM141 121H144V122L141 123ZM155 121L158 122V123H157V124H156V123L153 124V122H155ZM131 122H132V121H131ZM159 122H161V123L159 124ZM166 122H167V121H166ZM166 122H165V123H166ZM138 124H139V125L141 124L140 127H139ZM250 124H252V123H250ZM253 124H254V122H253ZM104 125H103V126H104ZM120 125H119V126H120ZM136 125H137V126H136ZM153 125L155 126V128H154ZM173 125H174V128L171 129V127H173ZM203 125H205V124L203 123L202 126H203ZM254 125H255V124H254ZM254 125H253V126H254ZM95 126H96V125H95ZM105 126H104V127H105ZM176 126H177V125H176ZM202 126H201V129H202ZM253 126H252V127L250 126V127L253 129V131H254V133L252 134L253 137H250V136H252V135H250V134L252 133V132H251V129H250V131L247 130L246 133L249 132L248 135H250V136H249V137L247 136L248 138H247L246 140H249V139H251V138H252V139L255 138V134L258 133V132H257V127L254 126V128H253ZM104 127H103V128H104ZM117 127H118V126H117ZM152 127H153V128H152ZM208 127H210V125H208ZM100 128H101V129L97 128V130H98V129H99V130H102V126H101ZM184 128H185V127H184ZM255 128H256V129H255ZM95 130H96V129H95ZM97 130H96V131H97ZM173 130L175 131V133L172 132ZM185 130H188V131L186 132ZM96 131H95V132H96ZM103 131H104V130H103ZM103 131H102V132H103ZM109 131H110V132H109ZM183 131H184V132H183ZM97 132H99V131H97ZM97 132H96V133H97ZM108 132H109V133H108ZM178 132H179V131H178ZM185 132H186V133H185ZM250 132H251V133H250ZM99 133H101V132H99ZM99 133H97V137L99 136V135H98ZM104 133H105V132H103V133L101 134V136H102ZM106 133H105V134H106ZM110 133H111V134H110ZM129 133H130V134H129ZM173 133H174V134H173ZM183 133H184V134H183ZM94 134H95V133H94ZM124 134H126V135H124ZM123 135H124V136H123ZM164 135H165V136H164ZM179 135H180L181 137H180ZM182 135H183V136L185 135L186 138H185V136H184V139H183V138H182V137H183ZM188 135H191V136H190V139H192L193 137H194V138H193L192 140H190V139H188V138H189ZM94 136H96V134H95ZM106 136H107V135H106ZM106 136H105V137H106ZM125 136H126V137H125ZM187 136H188V137H187ZM204 136H205V137H204ZM244 136L246 137V135H244ZM256 136H259V135L257 134ZM97 137H96V138H97ZM103 137H104V136H103ZM115 137H112V138H115ZM191 137H192V138H191ZM100 138L103 139L102 137H100ZM105 139H108V138H105ZM118 139L120 140V138H118ZM182 139H183V141H181ZM186 139H187V140H186ZM194 139H195V140H194ZM244 139H245V138H244ZM256 139H257V138H256ZM258 139L260 140V141H257L258 143L255 142L256 140L254 141V139L251 140V141H254V142H255L254 145L257 143L258 145H257V144H256V145L259 146V144H261V138L258 137ZM97 140H100V139H97ZM136 140H139V142L136 143ZM166 140H167V139H166ZM179 140H180L182 143H180ZM184 140H186V141H184ZM188 140H189V141H188ZM246 140H245V142H246ZM102 141H103V140H102ZM134 141H135V143H134ZM187 141H188V143H187ZM190 141H191V142H190ZM192 141H193V142H192ZM242 141H243V140H242ZM242 141H241V142H242ZM249 141H250V140H249ZM121 142H122V141H121ZM123 142H124V141H123ZM165 142H167V141H165ZM259 142H260V143H259ZM262 142H263V140H262ZM96 143L98 144V141H97ZM124 143H125V142H124ZM129 143H128V144H129ZM138 143H140V144H138ZM184 143H185V144H184ZM242 143H244V142H242ZM246 143H247V142H246ZM246 143H244L245 145H244V144H243V145L246 146ZM131 144H132V145H131ZM143 144H144V145H143ZM182 144H183V145H182ZM251 144H252V143H251ZM232 145H233V144H232ZM241 145H242V144H241ZM241 145H240V148H242V150L247 149V146L244 147V146L242 145L243 147H241ZM248 145H249V144H248ZM263 145H264V142H263ZM130 146H131V147H130ZM190 146H191V145H190ZM135 147H136V146H135ZM238 147H239V146H238ZM255 147H256V146H255ZM260 147H261V148L256 147V148H255L256 151L254 150V154L249 155V156H250V159L248 158V157H249L248 154L253 153V149H252L251 151H250V149H249V151H248V150H247V151H246V150L244 151L245 153L250 152V153L246 154L248 157H247V156H245V157L243 156V159L241 160L242 163H245V171H246V167H249V166H250L249 164L247 165L246 160H245L246 158H248V159H247V162H248V160H249L250 162H248V163H251V164H252L251 167L254 165V162H258L257 165H259V164L261 163V162L259 163V161L262 160V158H261L262 156H261L260 153H258V152L260 151V149L263 148V147H262V144L260 145ZM138 148H137V149H138ZM154 148H155V147H154ZM154 148H153V150H154ZM172 148L174 149V146H173V145H172ZM250 148H251V147H250ZM127 149H128L129 151H128ZM142 149H144V150H142ZM170 149H171V148H170ZM186 149H187V147H186ZM258 149H259V150H258ZM124 150H125V149H124ZM139 150H140V149H139ZM180 150H181V149H180ZM182 150H181V151H182ZM238 150H239L238 152L240 153V149H239V148H238ZM257 150H258V152H257ZM170 151H171V150H170ZM183 151H182V152H183ZM125 152H126V153H125ZM178 152H179V151H178ZM178 152H177V153H178ZM182 152H181V153H182ZM181 153H180V155H181ZM216 153H217V152H216ZM216 153H215V154H216ZM219 153H220V152H219ZM219 153H217V154H219ZM142 154H143V153H142ZM182 154H183V153H182ZM187 154H188V153H187ZM213 154H214V153H213ZM213 154L210 155L212 158L209 157L210 159H209V161H208L206 164H205V163H202V165H200V166L198 165V166H199L198 169H197V167H196L195 172H198V175L200 174V176H201V173H202V174L204 173L203 176H202V178H204V175H205V176H206V179H207V177H208V176L210 177L211 173L215 172L217 169H219V167L222 169L221 171H222L223 173H224V172H227V174H228V173H229V174H231V173L234 174L233 171H235V170H233L232 172H230V170H227V169L224 167V166H226L225 164H224V166L222 165V162H221V161H223V163H227V162L224 160L225 158H223V156H222V159H219V161H218V158H219L220 156L218 155L217 158H215L217 154H216V155L214 154L215 157L213 156ZM185 155H184V156H185ZM221 155H223V154H221ZM234 155H235V154H234ZM243 155H244V154H243ZM253 155L256 156V161H255V160L253 161V159L255 158ZM186 156H187V155H186ZM232 156H233V154H232ZM252 156H253L254 158H253ZM133 157H134V158H133ZM140 157H142V156H140ZM140 157H139V158H140ZM180 157H183V156H180ZM180 157H179V158H180ZM227 157H230V156H227ZM257 157H259L260 159L257 158ZM95 158H96V157H95ZM184 158H185V160H186V157H184ZM187 158H188V156H187ZM232 158H233V157H232ZM234 158H235V157H234ZM234 158H233V160H234ZM244 158H245V159H244ZM97 159H98V157H97ZM140 159H141V158H140ZM140 159H138L137 161H139ZM230 159H231V158H230ZM257 159H258V160H257ZM135 160H136V159H135ZM135 160H134V161H135ZM182 160L184 161V159H182ZM226 160H228V162L231 163V164L228 163L229 165H232V164H233V163L231 162L232 160H231V161H230L229 159H226ZM243 160H245V161H243ZM134 161L132 160V162H134ZM186 161H187V160H186ZM211 161H212V165H213L214 163L216 164L217 162H218L219 164L215 165V167H214V165H213V166H211V165L209 166L208 164H211V163H210ZM235 161H236V158H235ZM235 161H234V162H235ZM96 162H97V160H96ZM140 162H141V160H140ZM140 162H139V163H140ZM147 162H146V163H147ZM146 163H145V164H146ZM140 164H141V163H140ZM145 164L142 163L141 165H145ZM207 165H208V166H207ZM238 165H239V166H242V165L244 166V164H241V165H240V162H239ZM194 166H195V165H194ZM216 166H217V167H216ZM243 166H242V167H243ZM191 167H192V166H191ZM210 167L213 168V169L215 168V171L211 169V170H212L211 173H206L205 171H209V170H210ZM223 167H224L225 169H223ZM143 168H145V167H143ZM193 168H194V167H193ZM194 169H195V168H194ZM198 170H199V171H198ZM243 170H244V169H243ZM243 170H242V171H243ZM189 171H190V170H189ZM221 171L219 170V172H221ZM236 171H237V170H236ZM238 171L241 172V169H239ZM238 171H237V172H238ZM144 172H146V171H144ZM186 172H187V174H188V171H186ZM190 172H191V171H190ZM237 172H235V173L237 174ZM243 172H244V171H243ZM111 173H112V172H111ZM117 174H118V171L115 172L114 175L118 177ZM221 174H222V173H221ZM236 174H234V175H236ZM112 175H113V173H112ZM119 175H120V172H119ZM215 175H216V173H215ZM223 175H226V173L222 174V176H223ZM212 176H213V175H212ZM216 176H217V175H216ZM228 176H229V175H228ZM209 177H208V179H209ZM214 177H215V176H213V178H214ZM218 177H219V176H218ZM225 177H226L228 180L230 179V178L227 177V176H225ZM233 177H234V176H233ZM211 178H212V177H211ZM211 178H210L209 180L207 179V183H208V181H209V182H211V184L208 183L209 186H207V185H208L207 183H206L207 185L205 184L206 187H207V189H206V193H207L208 195H209V194L211 195V194H215V193H216V194H217V193L220 194V193L224 192V191H221V190H224V187H225V186L223 187V185H224L223 182H222L223 185H220V184H221V181H219V180L222 178L221 175H220V177H219L220 179L218 178L217 180H214V179L212 178V179L214 180L213 182H212ZM215 178H217V177H215ZM223 178H224V177H223ZM226 178L222 179V181L225 182V180H227ZM204 179H205V178H204ZM202 180H203V179H202ZM210 180H211V181H210ZM189 181H190V180H189ZM217 181H218V182H217ZM232 181H233V180H232V178H231V180H229V182H231V183L233 184ZM202 182L205 183L206 181H201V183H202ZM216 182H217L218 184H216ZM219 182H220V183H219ZM229 182L227 183V181H226L227 184H229ZM226 183H225V184H226ZM213 184H214V185L216 184V185H218V186L220 185V186H222L223 188H221V187L219 186L221 190L219 189L220 191H219V190L216 191L215 188H216L217 186H216V187L213 186L214 189H213V187H210V186L213 185ZM232 184H231V187H233ZM201 185H202V184H201ZM203 185H204V184H203ZM234 185H235V184H234ZM227 186H228V185H227ZM208 187H209V188H208ZM204 188H205V187H204ZM229 188H230V186H229ZM210 189H211V190H214V191H216V192L212 193L213 191L210 192ZM216 189H218V188H216ZM225 190H227V188H226ZM207 191H208L209 193H208ZM211 196H212V195H211ZM262 211H264V209H262ZM234 212H235V211H234ZM250 223H251V222H250ZM247 225H249V224L247 223ZM250 225L252 226L253 223H251ZM251 226H249V227L251 228ZM252 227H253V226H252ZM255 230H256V228L254 227V233H255ZM256 231H257V230H256ZM226 234H227V232H225V230L222 229V230L219 231V233L215 234V239H218V240H221V238L224 239V238L226 237ZM263 250H264V249H263ZM263 252H264V251H263ZM263 252H262V254H263ZM209 253L211 254V252H209ZM209 253H208V254H209ZM212 255H213V252H212ZM212 255H211V256H212ZM263 255H264V254H263ZM260 256H262V255H260ZM262 257H263V256H262ZM262 257H259V258L261 259ZM263 258H264V257H263ZM260 259H259V260L256 259V262H257V260H258V261H262V260H260ZM254 262H255V261H254ZM256 262H255V263H256ZM258 263H259V262H258ZM43 264H45V263H43Z\"/></svg>","mask_w":264,"mask_h":264}]
</instances>
